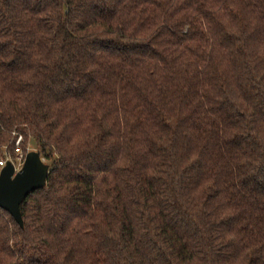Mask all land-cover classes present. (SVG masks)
Listing matches in <instances>:
<instances>
[{
    "label": "trees",
    "instance_id": "1",
    "mask_svg": "<svg viewBox=\"0 0 264 264\" xmlns=\"http://www.w3.org/2000/svg\"><path fill=\"white\" fill-rule=\"evenodd\" d=\"M30 142L0 264H264V0H0V160Z\"/></svg>",
    "mask_w": 264,
    "mask_h": 264
},
{
    "label": "water",
    "instance_id": "2",
    "mask_svg": "<svg viewBox=\"0 0 264 264\" xmlns=\"http://www.w3.org/2000/svg\"><path fill=\"white\" fill-rule=\"evenodd\" d=\"M48 172L49 166L34 151L25 155L19 170L9 161L0 170V209L20 228H23L20 205L28 195L45 188Z\"/></svg>",
    "mask_w": 264,
    "mask_h": 264
},
{
    "label": "rangeland",
    "instance_id": "3",
    "mask_svg": "<svg viewBox=\"0 0 264 264\" xmlns=\"http://www.w3.org/2000/svg\"><path fill=\"white\" fill-rule=\"evenodd\" d=\"M20 139L17 140L16 142V145L19 143ZM37 152L35 146L33 145L32 142H30L28 145H27V148H26V153L25 154H21L20 152L17 154V156H15V158H13L10 162L14 165L15 169L16 170H19L22 166V163H23V160H24V157L27 153L29 152ZM23 156V158H22ZM44 163L46 164V162L44 161Z\"/></svg>",
    "mask_w": 264,
    "mask_h": 264
},
{
    "label": "built area",
    "instance_id": "4",
    "mask_svg": "<svg viewBox=\"0 0 264 264\" xmlns=\"http://www.w3.org/2000/svg\"><path fill=\"white\" fill-rule=\"evenodd\" d=\"M7 163V159L0 160V170L5 166Z\"/></svg>",
    "mask_w": 264,
    "mask_h": 264
}]
</instances>
